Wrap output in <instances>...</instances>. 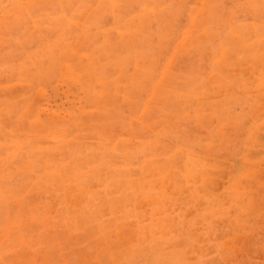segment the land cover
Listing matches in <instances>:
<instances>
[{
  "label": "rangeland",
  "instance_id": "obj_1",
  "mask_svg": "<svg viewBox=\"0 0 264 264\" xmlns=\"http://www.w3.org/2000/svg\"><path fill=\"white\" fill-rule=\"evenodd\" d=\"M0 264H264V0H0Z\"/></svg>",
  "mask_w": 264,
  "mask_h": 264
}]
</instances>
